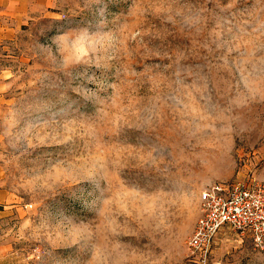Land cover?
I'll return each mask as SVG.
<instances>
[{
    "label": "rangeland",
    "instance_id": "obj_1",
    "mask_svg": "<svg viewBox=\"0 0 264 264\" xmlns=\"http://www.w3.org/2000/svg\"><path fill=\"white\" fill-rule=\"evenodd\" d=\"M27 6L0 32V264H264L229 228L186 245L206 186L264 184V0Z\"/></svg>",
    "mask_w": 264,
    "mask_h": 264
},
{
    "label": "built area",
    "instance_id": "obj_2",
    "mask_svg": "<svg viewBox=\"0 0 264 264\" xmlns=\"http://www.w3.org/2000/svg\"><path fill=\"white\" fill-rule=\"evenodd\" d=\"M201 213L186 245L191 260L205 262L216 234L229 228L246 234L254 246L264 243V184L240 177L215 182L200 192Z\"/></svg>",
    "mask_w": 264,
    "mask_h": 264
},
{
    "label": "crops",
    "instance_id": "obj_3",
    "mask_svg": "<svg viewBox=\"0 0 264 264\" xmlns=\"http://www.w3.org/2000/svg\"><path fill=\"white\" fill-rule=\"evenodd\" d=\"M27 2L29 3V0H0V32L14 30L12 26L17 19L12 17L25 15Z\"/></svg>",
    "mask_w": 264,
    "mask_h": 264
}]
</instances>
